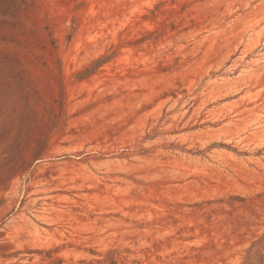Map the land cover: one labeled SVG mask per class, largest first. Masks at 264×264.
<instances>
[{
    "label": "rangeland",
    "instance_id": "obj_1",
    "mask_svg": "<svg viewBox=\"0 0 264 264\" xmlns=\"http://www.w3.org/2000/svg\"><path fill=\"white\" fill-rule=\"evenodd\" d=\"M263 233L264 0H0V264H241Z\"/></svg>",
    "mask_w": 264,
    "mask_h": 264
},
{
    "label": "trees",
    "instance_id": "obj_2",
    "mask_svg": "<svg viewBox=\"0 0 264 264\" xmlns=\"http://www.w3.org/2000/svg\"><path fill=\"white\" fill-rule=\"evenodd\" d=\"M241 264H264V233L251 243Z\"/></svg>",
    "mask_w": 264,
    "mask_h": 264
},
{
    "label": "bare ground",
    "instance_id": "obj_3",
    "mask_svg": "<svg viewBox=\"0 0 264 264\" xmlns=\"http://www.w3.org/2000/svg\"><path fill=\"white\" fill-rule=\"evenodd\" d=\"M19 106H20V105H19ZM20 109H21V106H20ZM10 111H11V110H10ZM19 113H21V111H19ZM22 113H23V111H22ZM18 115H19V114H18ZM16 117H17V116H16ZM16 117H15V118H16ZM21 119H22V118H21ZM16 122H17V121H16Z\"/></svg>",
    "mask_w": 264,
    "mask_h": 264
}]
</instances>
